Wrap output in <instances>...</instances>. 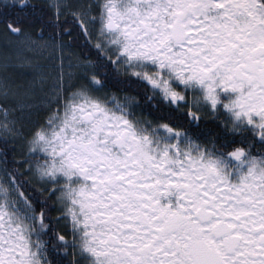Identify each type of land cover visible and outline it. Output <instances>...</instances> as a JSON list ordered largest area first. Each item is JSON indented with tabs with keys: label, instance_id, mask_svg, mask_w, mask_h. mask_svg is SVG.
Segmentation results:
<instances>
[{
	"label": "snow or ice",
	"instance_id": "snow-or-ice-1",
	"mask_svg": "<svg viewBox=\"0 0 264 264\" xmlns=\"http://www.w3.org/2000/svg\"><path fill=\"white\" fill-rule=\"evenodd\" d=\"M0 264H264V0H0Z\"/></svg>",
	"mask_w": 264,
	"mask_h": 264
}]
</instances>
